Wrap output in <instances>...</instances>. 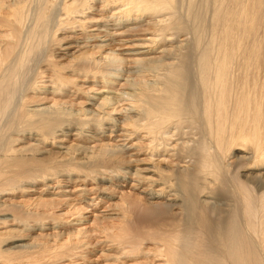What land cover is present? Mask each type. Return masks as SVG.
<instances>
[{"label": "bare ground", "instance_id": "1", "mask_svg": "<svg viewBox=\"0 0 264 264\" xmlns=\"http://www.w3.org/2000/svg\"><path fill=\"white\" fill-rule=\"evenodd\" d=\"M72 32L95 43L63 62ZM40 183L23 209L4 197ZM31 218V250L12 252ZM99 248L106 264H264V0H0V264Z\"/></svg>", "mask_w": 264, "mask_h": 264}, {"label": "rangeland", "instance_id": "2", "mask_svg": "<svg viewBox=\"0 0 264 264\" xmlns=\"http://www.w3.org/2000/svg\"><path fill=\"white\" fill-rule=\"evenodd\" d=\"M72 33H74V37L72 38V40L70 41V46H72L71 47V49H70V53H69V55H67L66 56V59H64L63 60V62H66L69 58H71V57H73V55L75 54V53H77L76 51L78 50V48H80L79 46H80V44H84V43H86V42H88L89 44H91V43H95V41H93V40H91V39H89V38H85L83 35H81L80 33H77V32H72ZM68 34H70V33H68ZM67 34V35H68ZM130 37H132V36H128V37H124V40L125 39H128V38H130ZM135 48H133V49H128V48H124V49H122L121 51L123 52V53H126V51L127 50H134ZM72 52H75V53H72ZM72 53V54H71ZM71 54V55H70ZM81 80V79H80ZM101 80H99L98 82H100ZM118 81L119 80H116L115 78L111 81L112 83H111V86H113V87H115L116 89H120V84H117L118 83ZM77 82H80V83H84L83 81H77ZM97 84V86H95L96 88H98V87H100V88H103V85L104 84H98V83H96ZM88 85H91V83L90 82H85L84 83V87L85 86H88ZM106 90H108V91H106L105 93L106 94H112V95H114L113 94V92H110V91H112L111 89H109V88H106ZM30 95H32V93L30 94ZM98 95H101V94H98ZM38 97V98H35V97ZM32 98L34 99V102L36 103V106H49V105H51L53 102H48V103H46V104H41L42 102H46V101H48V100H52L53 98H54V95L53 94H51V93H49V94H41V95H38V93L37 94H34L33 93V96H32ZM51 98V99H50ZM48 99V100H47ZM36 100H40V101H36ZM64 100H68V101H70V98H65ZM79 99L78 100H76V102L75 103H79ZM37 103H40V104H38L37 105ZM67 105H69V103L67 104ZM70 106V105H69ZM76 107V106H75ZM78 107V106H77ZM117 116H119V115H117ZM106 130H107V132L106 133H110V130L109 129H107L106 128ZM88 133H90V132H88ZM115 134V133H114ZM100 137H102V136H100ZM144 155H142L141 157H143ZM148 164H145L144 166H147ZM65 179V178H64ZM133 182V180L132 179H130L129 181H128V183L129 184H131ZM116 183H118V182H116ZM115 183V184H116ZM107 185L106 186H108L110 183H106ZM33 185V184H32ZM29 186H31V185H25L23 188H21L20 190H19V192H15V193H6V195L4 194V197H5V199L7 200V202H8V200L10 199V202H8V203H12L13 205H14V207H18V208H20V206H23V204L24 203H22L23 201H26L27 199H29V198H33V197H36V196H38L39 194H40V192H41V188L40 187H42V184L40 183V184H37V185H35V186H33V188H32V190L33 191H30V192H28V190L27 189H29V190H31L30 189V187ZM65 188H68V189H71V190H73V188H74V182L73 181H70L68 184H64L63 185ZM116 187L114 188V190L113 191H107V192H103L102 193V196H104L105 197V199H104V201L102 202V204H100V205H102V207H101V209H100V212L99 213H102V211L103 210H105V209H111V208H115V210H108V211H106V212H109V213H106V216H109V215H111L110 213L111 212H113V211H119L118 209H117V207H116V205L118 204V203H120V201H121V199H120V192L123 190V188L124 187H121V186H118L117 184L115 185ZM50 191H52V192H54L55 190H57V189H55V188H48ZM127 189H129V188H124V190H127ZM27 191V192H26ZM137 193H138V191H137ZM89 198V197H88ZM20 209H23V208H20ZM89 209H91V208H89ZM91 210H93V211H95L96 209H91ZM66 210H60V211H58V214H63L64 212H65ZM92 212H86L85 213V215L86 216H89L90 214H91ZM67 217V216H66ZM114 217H117V216H114ZM91 220V219H90ZM129 221H130V223L133 225V221H132V219L131 218H129ZM35 224V222H34V220H33V218H31L30 219V221L28 222V226H25V227H27V229L25 230V231H23V235L26 237V238H24V239H21V241H14L13 239H9V240H12L10 243H9V246H11V245H15V244H24L23 246H18V247H16L15 249H13L12 250V252H16V251H18V250H20L21 252H23V253H25V252H28V251H30L31 250V243H33V241L35 240V237H33V236H37V232L39 233V231H37V229H33V225ZM92 225V222L90 221V222H88L87 224H84L83 226H86V227H88L89 229H92L91 226ZM110 225H111V223H110ZM134 226V225H133ZM48 231H52V230H48ZM30 237H29V236ZM30 244V245H29ZM148 246L149 247H153V245L152 244H148ZM101 250H104V249H102V248H99V250L97 251V249H96V251L95 252H93V253H89L88 254V257L87 258H91V259H93V261L91 262V263H94V264H106L107 263V261H103L104 259H102V260H100L99 262L100 263H97V260H96V257H98L100 254H101ZM96 253V254H95ZM150 255H137V256H134V257H131V259L130 258H128V260H127V264H145V263H147V262H150L151 260H152V257H149ZM79 259V258H78ZM84 259H81V261H83ZM123 260H125L124 258H123ZM109 261H112V262H115L116 260L115 259H113V258H111ZM88 263V259L86 260V262H85V264H87Z\"/></svg>", "mask_w": 264, "mask_h": 264}]
</instances>
